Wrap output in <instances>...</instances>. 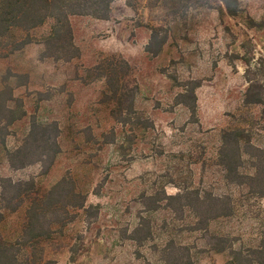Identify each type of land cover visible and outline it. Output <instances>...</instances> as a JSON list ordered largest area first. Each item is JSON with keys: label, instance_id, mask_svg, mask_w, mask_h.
<instances>
[{"label": "rangeland", "instance_id": "rangeland-1", "mask_svg": "<svg viewBox=\"0 0 264 264\" xmlns=\"http://www.w3.org/2000/svg\"><path fill=\"white\" fill-rule=\"evenodd\" d=\"M183 3L115 0L107 19L69 17L73 48L67 56H48L42 42L47 21L33 31L31 43L0 58V89L22 99L26 113L9 127L7 147L22 142L34 118L60 129L53 162L42 158L13 169L0 152V176L36 177L49 187L70 175L87 191L86 204L98 207L97 215L82 216L69 228L81 241L78 254L72 260L65 249L51 253L56 264H173L188 258V264H247L257 257L249 248L264 232V198L247 184L230 182L237 153L223 139L229 130L242 132L246 153L238 171L264 166V110L243 101L242 59L264 63V0H237L236 15L220 0ZM110 61L119 66L118 83L103 74ZM115 88L125 100L133 95V121L147 127L144 135L112 115ZM191 90L195 116L187 107L192 99L184 96ZM39 144L37 153L50 152ZM229 202L232 215L212 218ZM22 216L21 210L6 212L0 231L15 237ZM222 236L243 250L241 258L213 250ZM169 243L177 251L165 254Z\"/></svg>", "mask_w": 264, "mask_h": 264}, {"label": "trees", "instance_id": "trees-1", "mask_svg": "<svg viewBox=\"0 0 264 264\" xmlns=\"http://www.w3.org/2000/svg\"><path fill=\"white\" fill-rule=\"evenodd\" d=\"M115 0H0V58L7 57L16 51L23 49L33 41V31L50 21L49 31L44 35L42 42L49 49L48 56L56 52L67 54L72 50V30L69 17L72 15H91L96 18L107 19L110 5ZM184 2L186 7L193 0H178ZM230 15H236L237 0H220ZM246 64L244 78L247 87L243 95V101L248 105H261L264 110V63L252 61V57H242ZM120 62L128 66L127 62L120 58ZM114 61L106 64L102 71L110 81L118 83L121 76L119 66ZM0 89V152H2L10 168L19 169L33 163L43 162L42 158L53 162L60 152L58 137L60 129L56 123H41L35 118L31 120V127L24 136L22 142L14 148L6 145L9 127L25 115L22 99L13 95H3ZM9 93V92H8ZM117 89H113V95H109L113 101L112 115L119 116L120 122L135 129L139 135H144L147 127L141 122L133 121V95H126L128 105L123 107L125 95H116ZM189 96L192 102L187 106L191 115H196V104L193 90ZM242 132L227 131L224 133L225 147L228 140L234 144L236 150V166L230 182L238 186L247 184L248 190L258 198H264V166L255 173H243L238 167L245 161L241 149ZM47 146L48 153H37L36 150ZM52 150V153H51ZM44 155V156H43ZM37 159H32L35 158ZM225 157V156H224ZM1 159V158H0ZM252 162V161H249ZM1 163V162H0ZM50 164V163H49ZM252 164V163H251ZM263 165V164H262ZM46 170V169H45ZM43 170L42 175L48 171ZM244 180H238V178ZM237 178V179H236ZM87 191L77 187L70 175L62 176L49 187L43 186L36 177L14 180L10 177L0 176V222L4 220L5 213L23 211L21 225L18 234L11 238L0 231V264H56V259L51 253L67 250L73 260L78 254L80 239L74 238L69 232L72 224L90 215H97L98 207L86 204ZM176 197H181L178 193ZM175 197V198H176ZM196 199L200 197L196 195ZM221 196L214 199L220 204ZM184 206V205H183ZM185 206H189L186 204ZM190 207V206H189ZM192 209V207H190ZM235 205L229 202L227 209L220 210L212 218L230 216L234 213ZM259 243L251 249L256 258H248L247 264H264V232ZM218 246L213 248L221 253L230 251L232 256H243V250L233 249V241L228 237L217 238ZM170 246L172 248H170ZM171 249V250H170ZM172 243L162 249L166 254L172 250L177 251ZM189 254L187 247L184 248ZM162 253V254H163ZM244 257H247L244 255ZM241 258V257H240ZM164 262L165 259L162 257ZM173 264H188L177 259ZM225 264H234L228 260Z\"/></svg>", "mask_w": 264, "mask_h": 264}]
</instances>
